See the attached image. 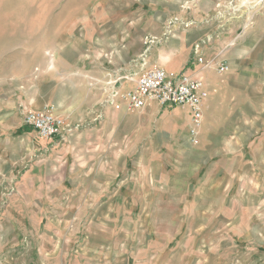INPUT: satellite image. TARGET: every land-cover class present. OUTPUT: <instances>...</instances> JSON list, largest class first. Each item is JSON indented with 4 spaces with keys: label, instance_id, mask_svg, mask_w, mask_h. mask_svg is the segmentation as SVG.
Segmentation results:
<instances>
[{
    "label": "rangeland",
    "instance_id": "obj_1",
    "mask_svg": "<svg viewBox=\"0 0 264 264\" xmlns=\"http://www.w3.org/2000/svg\"><path fill=\"white\" fill-rule=\"evenodd\" d=\"M201 40L256 61L244 114L193 145L185 109L104 108L114 74ZM49 106L65 141L23 123ZM0 264H264V0H0Z\"/></svg>",
    "mask_w": 264,
    "mask_h": 264
},
{
    "label": "built area",
    "instance_id": "obj_2",
    "mask_svg": "<svg viewBox=\"0 0 264 264\" xmlns=\"http://www.w3.org/2000/svg\"><path fill=\"white\" fill-rule=\"evenodd\" d=\"M202 45V42L195 45L194 56L197 61L189 62L186 66L190 67L185 71L167 70L157 65L149 67L142 57L134 67L114 74L103 103L104 108L139 112L153 105L180 107L188 111L190 141L198 145L205 103L211 96L206 73L214 70L222 76L229 70L228 62L221 57L206 59L201 50ZM23 123L36 131L42 140L65 141L79 129L78 125H71L58 116L52 106L26 112Z\"/></svg>",
    "mask_w": 264,
    "mask_h": 264
},
{
    "label": "crops",
    "instance_id": "obj_3",
    "mask_svg": "<svg viewBox=\"0 0 264 264\" xmlns=\"http://www.w3.org/2000/svg\"><path fill=\"white\" fill-rule=\"evenodd\" d=\"M201 42L205 43L204 40H201ZM221 58L227 62L229 61V64H231V70L230 73L225 76H220L213 71L208 72L211 96L205 103V121L203 123V128L209 123L212 124L213 122L217 121L222 108L229 111V115H231L232 108H236L234 113L240 110L241 113L244 114L250 100L247 98L253 93L254 90H256L253 84H251L254 75L258 78V75L254 73L257 69L255 67L256 65L254 64L256 61H254L253 64H250L249 62H251V58L242 57L243 60L245 59L242 61L240 58H235V56L231 53H225L224 55H221ZM169 65H172L179 71H183L185 69V59H178L177 56H174L172 58V62H169V64H164L163 66L169 67ZM246 75H250V77ZM174 111V114L176 113V115L180 113L178 109ZM176 119L177 118L173 119V121H175V126L178 127L180 124H178ZM186 120H189V118L186 117L184 121Z\"/></svg>",
    "mask_w": 264,
    "mask_h": 264
},
{
    "label": "trees",
    "instance_id": "obj_4",
    "mask_svg": "<svg viewBox=\"0 0 264 264\" xmlns=\"http://www.w3.org/2000/svg\"><path fill=\"white\" fill-rule=\"evenodd\" d=\"M31 129V128H30ZM32 130V129H31ZM31 132V131H30Z\"/></svg>",
    "mask_w": 264,
    "mask_h": 264
}]
</instances>
